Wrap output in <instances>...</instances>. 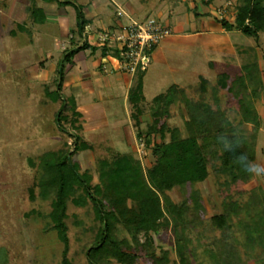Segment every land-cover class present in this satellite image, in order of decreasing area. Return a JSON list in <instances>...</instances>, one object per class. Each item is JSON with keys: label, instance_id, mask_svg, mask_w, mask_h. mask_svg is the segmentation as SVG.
Listing matches in <instances>:
<instances>
[{"label": "rangeland", "instance_id": "obj_1", "mask_svg": "<svg viewBox=\"0 0 264 264\" xmlns=\"http://www.w3.org/2000/svg\"><path fill=\"white\" fill-rule=\"evenodd\" d=\"M3 1L0 0V4ZM36 1L40 5L41 0ZM43 1L48 2V5L56 4L55 1ZM71 1L87 5L86 0ZM104 1L110 4L109 0ZM116 2L119 6H111L118 11L121 6L131 18L154 16L171 29L173 26L181 27L182 31H177L180 36L189 35L185 42L171 47L174 52L166 56V63L154 62L152 51L150 53V61L142 77L145 99L144 111L139 116L142 130L150 122V99L170 84L180 85L187 96L195 99L197 94L193 92L192 86L197 82L198 74L214 82L218 72L226 71L233 76L239 72L243 62L256 59L262 87L259 97L254 101L260 123L256 132L255 157L251 161V177L219 193L217 181H221L223 175L216 171L218 161L215 160L208 165V175L202 181L183 187L173 186L169 195L173 201L179 202L191 188L199 191L204 212L187 231L192 264H216L222 258V252L229 248L236 249L239 264H264V254L252 229L253 217L260 204L251 207L250 204L246 205L250 191L259 196L264 194V32H259L253 38L235 27L227 30L220 26L217 22L220 18L233 22L236 0H212L208 4L200 0ZM122 15L121 23L127 24L129 18ZM43 17V24H36L39 34H32L31 43H17V47L8 43L0 46V264H61L62 243L56 237L47 216L50 197L41 198L33 182L37 169L36 157L47 150L69 145L71 138L68 132H74L68 120H60V124L56 122L57 111L67 116L69 114L67 106L62 108L60 99L67 97L71 91L60 89L59 99L54 100L57 75L53 69L61 53L68 48L69 36L73 38V34L68 33L67 38L55 15L45 16L43 11ZM69 20L68 29L73 28ZM29 22L26 16L24 23L5 26L4 35H8L9 28L15 33L22 32L29 28L26 26ZM103 29L114 31L109 27ZM36 30L32 29V32ZM90 33L91 30H87V36ZM177 33L172 30L170 35L176 38ZM133 79L134 74L132 82ZM91 93L93 95L87 101H84L86 93L82 96L74 94L81 112L78 120L81 130L78 133L91 144V149L74 151L71 158L78 162L81 169L93 172L96 158L106 154V147L109 146L121 152L131 151L143 167L149 166L152 156L135 136L136 129L128 115L126 99L123 100L122 96L109 99L103 94L97 97ZM216 96L215 101L207 92V102L223 108L232 123H237L240 115L236 100L225 89H219ZM168 110L169 116L165 120L167 125L177 126L184 135L185 113L182 106L171 104ZM241 126L245 132L251 129L249 124ZM154 139L158 141L159 137L154 135ZM29 159L34 161L33 165ZM93 181H96L95 174ZM31 186L33 198L29 197L28 189ZM224 194L244 206L240 213L227 220L226 228L218 227L213 221V216L221 213L220 202ZM64 221L68 237L66 256L70 264H87L84 248L91 240L93 227L97 224L90 203L76 206L68 200ZM142 238L139 235V239ZM154 238L157 244L169 250V264H176L170 227L160 229ZM133 264H146L145 258L141 255Z\"/></svg>", "mask_w": 264, "mask_h": 264}, {"label": "trees", "instance_id": "obj_2", "mask_svg": "<svg viewBox=\"0 0 264 264\" xmlns=\"http://www.w3.org/2000/svg\"><path fill=\"white\" fill-rule=\"evenodd\" d=\"M55 1L57 4L70 5L74 12V25L70 30L77 38L76 43L69 37L70 47L65 49L57 60L54 71L57 84L54 100L59 99L64 76V64L72 55L82 49L96 46L85 39L89 22L84 16L82 6L71 0ZM204 4L212 0H200ZM25 11L33 22L44 20L43 10L35 0H28ZM224 29L236 28L247 36L256 38L264 32V0H236L235 15L232 23L217 19ZM119 57L116 47L101 46V54ZM211 63V62H210ZM143 71L137 69L127 91L129 117L136 129L135 136L152 156V162L143 167L132 152H121L106 147V154L96 158L94 170L81 169L71 156L74 151L91 149V144L79 135L81 114L76 109L73 96L61 100L62 108L67 106L68 116L56 112V122L68 120L74 132H68L69 145L56 150H47L36 157V175L34 186L38 187L41 198L50 197V209L47 212L51 228L62 243L61 264H70L66 254L68 250L66 204L71 201L76 206L90 203L93 219V235L84 248L87 264H133L142 255L146 264H169V250L155 242V234L162 228L170 227L173 234V252L176 264H192L187 231L194 226L204 212L201 197L197 189H190L179 202L172 200L169 190L173 186H185L202 181L208 175V165L218 161L216 171L223 175L217 181L218 192L228 189L237 182H246L252 174L251 161L255 157L256 132L260 118L254 101L261 92V80L256 59L243 62L239 72L230 76L226 71L216 74L211 82L198 74L197 82L192 86L197 94L194 99L186 95L183 87L170 84L163 92L150 99L148 108L150 122L142 130L139 116L144 111L142 94ZM219 89H225L237 103L240 120L232 123L226 111L212 106L206 100L209 92L216 101ZM178 103L184 110L181 134L177 126H169V106ZM241 124H249L250 131L245 132ZM168 139L165 140V134ZM154 135L159 140L154 139ZM30 164H34L29 159ZM95 174L96 181H93ZM33 198V186L29 189ZM260 204L253 217L252 229L264 254V194L250 191L246 205ZM221 213L213 216L218 227H227V220L243 209L236 199L224 194ZM142 235V240L139 239ZM222 258L216 264H239L236 249L224 250Z\"/></svg>", "mask_w": 264, "mask_h": 264}, {"label": "crops", "instance_id": "obj_3", "mask_svg": "<svg viewBox=\"0 0 264 264\" xmlns=\"http://www.w3.org/2000/svg\"><path fill=\"white\" fill-rule=\"evenodd\" d=\"M3 1V0H2ZM40 1V0H39ZM40 1V5H36L41 7L46 15H55L57 17L56 21L59 24L61 30L67 36L70 33L72 28L68 29V17H71L69 20L71 25H74V12L70 5L62 6L59 4L48 5V2ZM85 1V0H83ZM87 5H83L82 3H78L82 6V10L84 16L88 18L89 22L87 24V28L85 31V38L87 42L91 45L96 46L94 51H91L90 48H85L75 52L70 61L64 64V76L61 83V90L68 89L71 93L68 94L73 96L76 109H78V105L76 103L74 94L81 95L86 93L87 96L84 101L90 99L91 91L97 96L105 95L109 99H114L119 96H122L123 100L127 101V91L132 84V75L126 72H122L116 67V57L110 55L109 53L106 55L101 54V46L100 44H96L94 42V37L96 36V32L109 27L113 28L112 30H118L119 26L123 25L121 23L120 17L125 14L126 17L129 16V13L123 9L121 6L119 11L114 9L111 5H118L116 0H109L110 4L106 3L104 0H86ZM116 2V3H115ZM28 4V0H8L5 2H1L0 4V46H5V43H8L10 46L17 47V43L19 45L23 42L31 43L32 34H39V30L36 27V24H43L42 22H33L30 20L25 27L26 29L22 32L15 33L13 29H8V35H4L5 26H9V24L14 23H24V18L28 15L25 11V6ZM119 6V5H118ZM112 10V12L110 11ZM29 18V17H28ZM30 19V18H29ZM101 23L104 26H100ZM100 24V25H98ZM32 29L36 30L35 33L32 32ZM87 30H91L89 36H87ZM172 30L177 33V31H182L181 27L178 26L172 27ZM92 34V35H91ZM33 35V36H34ZM177 33V37L174 38L173 35H170L160 41L157 45H155L152 49V60L157 63L167 62L165 58L168 54H172V46L176 45L180 42H185L189 35H179ZM23 36L25 38H23ZM71 36V35H70ZM69 36V37H70ZM68 38V36H67ZM37 40L36 37H34ZM73 40L76 43H79V38H77L73 34ZM113 42H109L104 44L109 48L113 47ZM70 47V44L68 48ZM67 48V49H68ZM62 54V53H61ZM58 60V59H57ZM57 62V61H56ZM54 64V68L56 65ZM210 63V62H209ZM53 68V69H54ZM146 71V68L144 69ZM144 71V72H145ZM145 74L143 75V77ZM176 84V83H173ZM178 85V84H176ZM180 86V85H178ZM181 87V86H180ZM142 89H143V80H142ZM143 94V91H142ZM93 95V94H92ZM145 101V99H144ZM128 103V101H127ZM129 106V104H128ZM81 114V112H80ZM129 115V114H128ZM259 115V113H258ZM81 117V116H80Z\"/></svg>", "mask_w": 264, "mask_h": 264}, {"label": "built area", "instance_id": "obj_4", "mask_svg": "<svg viewBox=\"0 0 264 264\" xmlns=\"http://www.w3.org/2000/svg\"><path fill=\"white\" fill-rule=\"evenodd\" d=\"M128 18V23L119 26L118 30L97 31L94 42L100 45L113 42V47L119 50L117 69L132 75L137 69L146 68L153 47L168 37L172 29L154 16Z\"/></svg>", "mask_w": 264, "mask_h": 264}]
</instances>
